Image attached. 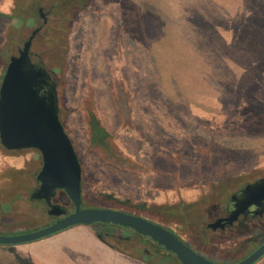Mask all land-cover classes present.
I'll return each mask as SVG.
<instances>
[{
  "label": "rangeland",
  "instance_id": "374dc122",
  "mask_svg": "<svg viewBox=\"0 0 264 264\" xmlns=\"http://www.w3.org/2000/svg\"><path fill=\"white\" fill-rule=\"evenodd\" d=\"M60 1L66 7L0 0V84L10 57L40 28L30 57L55 71L82 207L147 219L220 264L250 255L264 243V220L241 235L206 226L207 209L222 210L234 191L264 178V0ZM89 113L127 165L90 147ZM40 167L39 152L0 145V235L49 224L43 201L30 199ZM98 227L119 247L164 263L150 240Z\"/></svg>",
  "mask_w": 264,
  "mask_h": 264
},
{
  "label": "water",
  "instance_id": "95a60500",
  "mask_svg": "<svg viewBox=\"0 0 264 264\" xmlns=\"http://www.w3.org/2000/svg\"><path fill=\"white\" fill-rule=\"evenodd\" d=\"M41 16L42 10H38ZM44 18V17H43ZM46 19H43V25ZM40 28L33 30L18 50L10 57L0 84V145L7 151L36 150L42 166L36 175L39 189L30 199L44 201L47 215L58 218L42 229L18 234L0 235V246H15L34 242L77 225H112L129 229L148 238L176 257L180 264H220L195 252L169 230L142 217L105 209H82L81 164L72 142L58 117L56 84L42 63L30 59L32 40ZM56 190L61 191L73 206L66 215L50 201ZM229 217L218 219L206 227L223 229L241 214L252 217L264 214V179L247 185L231 197ZM264 256V243L250 255L231 264H254Z\"/></svg>",
  "mask_w": 264,
  "mask_h": 264
},
{
  "label": "crops",
  "instance_id": "0c3cea01",
  "mask_svg": "<svg viewBox=\"0 0 264 264\" xmlns=\"http://www.w3.org/2000/svg\"><path fill=\"white\" fill-rule=\"evenodd\" d=\"M96 225H77L49 237L15 246H0L6 264H158L122 247L103 242ZM254 264H264V256Z\"/></svg>",
  "mask_w": 264,
  "mask_h": 264
},
{
  "label": "trees",
  "instance_id": "16d2710c",
  "mask_svg": "<svg viewBox=\"0 0 264 264\" xmlns=\"http://www.w3.org/2000/svg\"><path fill=\"white\" fill-rule=\"evenodd\" d=\"M57 1H59V3L58 2H55V6L57 7V8H64V7H66V3L65 2H63V3H61V1L60 0H57ZM67 1V0H66ZM78 2L80 3V4H82L81 6H83L86 2H87V0H78ZM68 4H69V2H68ZM40 32V31H39ZM38 32V33H39ZM37 36V35H36ZM35 36V37H36ZM34 37V38H35ZM33 41V40H32ZM32 45V44H31ZM31 49V48H30ZM30 59H31V57H30ZM33 63V62H32ZM55 71H53V72H51V73H49L50 75H53V73H54ZM54 81V80H53ZM55 84H56V82H55ZM87 127H88V133H89V144H90V147H93V148H97V149H99L103 154H104V156H105V159H107V160H111V161H113V162H115V163H117L118 165H120V166H124V165H127L128 163H127V160H125V159H123V157L121 156V154H119L116 150H115V148H114V146L112 145V141H111V136H110V134L105 130V128L101 125V123H100V121L92 114V113H89L88 114V116H87ZM81 198H82V191H81ZM129 214V213H128ZM207 214H209V215H212V213L211 212H209V209H207ZM211 217V216H210ZM96 226H111V227H115V228H118V229H121V230H123L124 231V233H125V237H127V240H129V239H131V237H137V238H144V239H147V240H149L148 238H145V237H142V236H140V235H138V234H136L135 232H133V231H131V230H129V229H124V228H121V227H117V226H112V225H102V224H95ZM164 228V227H163ZM166 229V228H165ZM166 230H168V229H166ZM130 231V232H129ZM170 231V230H169ZM128 232V234H126ZM170 232H172V231H170ZM252 232H254L253 230L251 231V229L250 230H245L244 232H242V233H244V234H246V233H252ZM256 232V231H255ZM174 234V233H173ZM260 234H262V233H259V232H257L256 234H254L253 236H252V238H251V241L252 242H254V241H256V239H257V236L258 235H260ZM175 235V234H174ZM177 236V235H176ZM99 237H100V239L103 241V242H105V243H107L108 245H110L111 247H113V248H115V246H114V242L113 241H115V239L116 238H114L113 236H111V235H107V234H105V233H99ZM112 243H114V244H112ZM186 244V243H185ZM118 246V245H117ZM242 248H244L243 246H242ZM125 248H123V250H124ZM163 249V248H162ZM164 250V249H163ZM124 251H126V250H124ZM165 251V250H164ZM128 253H131V254H134V255H136L135 253H133V251H127ZM148 253V252H147ZM156 255H158V253L156 254ZM159 256V255H158ZM144 261H148V260H150V259H148L145 255H142V256H140ZM161 261H163L164 263L163 264H180L179 262H178V260L176 259V257L174 256V255H172L171 253H168V252H166L165 251V253L164 254H161ZM172 257L174 258V260H175V262H174V260L172 259ZM245 258V257H244Z\"/></svg>",
  "mask_w": 264,
  "mask_h": 264
},
{
  "label": "flooded vegetation",
  "instance_id": "af4514ba",
  "mask_svg": "<svg viewBox=\"0 0 264 264\" xmlns=\"http://www.w3.org/2000/svg\"><path fill=\"white\" fill-rule=\"evenodd\" d=\"M38 16L42 19V21H43V19H46V17H45V15L43 14V11L41 12V16L39 15V12H38ZM44 17V18H43ZM5 72V71H4ZM58 99V98H57ZM58 113H59V107H58ZM66 133V132H65ZM67 134V133H66ZM69 137V136H68ZM36 151V150H35ZM36 152H38V151H36ZM41 166H42V160H41ZM40 169H41V167H40ZM39 169V170H40ZM39 172V171H38ZM37 175V174H36ZM261 179H264V178H259V179H257V180H255V181H253V182H251V183H248V184H246V185H244L243 187H241V188H239L238 190H236V191H234L230 196H229V198H228V200H227V202H226V204H225V206H224V208L222 209V210H218V211H216L215 210V212H213L212 213V215H211V222L210 223H214L216 220H218V219H225V218H228L229 217V214H228V207H229V202H230V199H231V197L232 196H234L235 194H237V193H239L241 190H243L247 185H251V184H253V183H255V182H257V181H259V180H261ZM35 180H36V178H35ZM36 184H37V188L32 192V193H34L35 191H37L38 189H39V183L36 181ZM60 195H63V193L61 192V191H59V190H56L55 192H54V196H53V198L51 199V201H50V203H51V205H58V206H60L64 211H65V214L66 215H68V214H70V213H72L73 212V206L71 205V208H70V210H67L66 208H64V207H62L61 206V204H60V200H59V196ZM42 201V200H41ZM43 204H44V206H45V210H46V214H47V211H48V207H47V205L45 204V202L43 201ZM81 208L82 209H85V208H83L82 207V204H81ZM48 216V215H47ZM48 218H49V224H47V225H50V224H52V223H54L56 220H58V218H55V217H51V216H48ZM264 220V214H262L261 216H256V217H252V216H250V215H243V214H241V215H239L238 217H237V219L235 220V221H233V223L231 224V225H225L224 226V228L221 230V229H216V230H211L212 232H214V233H217V232H219V233H222V234H224V233H226V232H228V233H230V234H233V235H241V233L242 232H244L245 230H250L251 228H253V227H255V226H257L258 225V223L259 222H262ZM210 223H208V224H210ZM207 224V225H208ZM46 225V226H47ZM45 227V226H44ZM210 230V229H209ZM159 251V250H158ZM148 252V251H147ZM150 252H148V254H149ZM151 255H154L155 257H158V255H156V254H153V253H150Z\"/></svg>",
  "mask_w": 264,
  "mask_h": 264
}]
</instances>
